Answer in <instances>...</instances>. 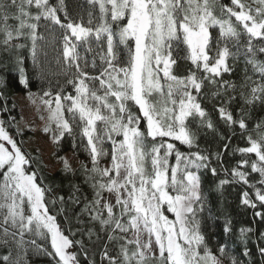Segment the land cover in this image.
Returning a JSON list of instances; mask_svg holds the SVG:
<instances>
[{"label": "snow or ice", "instance_id": "snow-or-ice-1", "mask_svg": "<svg viewBox=\"0 0 264 264\" xmlns=\"http://www.w3.org/2000/svg\"><path fill=\"white\" fill-rule=\"evenodd\" d=\"M87 3L91 8L85 21L80 13L70 15L65 0L56 4L50 0H0V44L4 51L18 53L27 46L21 41H31L35 64L37 41L44 39L38 32L41 24L50 33L59 31L62 44L57 62L62 63L74 94H63L61 89L44 103L48 106L50 124L55 125L54 141L65 133L73 134V125L87 139L92 160L90 171L100 179L93 177L96 198L86 210L103 231L111 233L108 241H124L119 245L118 256L109 255L105 245L102 260L108 264H223L225 246H219L220 256L214 254L197 220V212H202L204 205L197 172L203 168L209 169L213 176L218 175L217 169L210 166L211 154L201 151L185 154L163 138L178 141L189 149L199 147L187 120L199 117L202 126L214 128L211 119H205L208 113L197 96L205 80L225 90H235L234 84L216 79L231 71L230 58L235 61L243 57L253 73L259 75L256 80L246 73L242 87L248 91L240 93L244 103L264 105V59L259 58L264 54V0H251V4L246 0H230V4L221 0H87ZM59 13H63V18ZM211 29H217L215 36ZM181 45L185 47L180 49ZM176 49L187 53L182 58L190 60L195 71L189 70L185 76L174 73ZM23 64V57L17 54L19 83L27 88ZM198 72L204 75L197 76ZM44 96L53 94L45 91ZM218 112L230 126L238 124L241 135L246 137L247 146L234 151L242 157L255 156L243 158L231 170L232 179H221L219 186L242 182L254 189L256 200L264 205V190L255 188L247 179L248 173L240 170L249 165L251 172L259 173L258 182L264 184V120L250 130L243 117L234 119L223 106ZM51 130L45 128L46 132ZM149 138L155 143L149 145ZM106 141L112 145L110 154L103 147ZM224 147L227 150L228 145ZM107 155L111 167L100 168L98 158ZM173 155L174 165L169 159ZM216 156L219 159L220 153ZM30 163L0 122L2 243L11 240L17 249L31 245L55 264H81V254L86 264H96L84 243L71 238L75 233L69 229L66 235L50 214L42 181H37L35 171L26 168ZM104 191L115 194V204L102 203ZM241 203L256 208L247 191L242 193ZM116 208L119 215L114 211ZM165 211L175 219L170 220ZM254 215L264 220V212L255 211ZM229 223H225V233L230 231ZM130 230L134 233L132 240L126 236ZM240 231L243 236L252 229ZM116 232L124 235L116 236ZM142 233L148 235L143 243ZM26 236H39L50 248ZM88 236L91 240V230ZM130 244L135 245L131 250ZM258 250L264 256V247ZM243 254H249L246 247ZM10 256L11 253L2 257L5 264H20L19 260L11 261ZM229 260L230 264H241L234 257Z\"/></svg>", "mask_w": 264, "mask_h": 264}, {"label": "trees", "instance_id": "trees-1", "mask_svg": "<svg viewBox=\"0 0 264 264\" xmlns=\"http://www.w3.org/2000/svg\"><path fill=\"white\" fill-rule=\"evenodd\" d=\"M57 2L58 0H50L51 4ZM221 2L230 4V0H221ZM246 2L251 4V0H246ZM65 4L70 15L76 16L77 13H80L84 16L85 21L87 20V11L91 8L87 0H65ZM252 6L256 7L254 4ZM32 11L35 12L36 10L33 8ZM59 15L63 18V13H59ZM10 23L15 22L10 21ZM210 31L214 36L217 34V29H211ZM38 32L44 36V39L37 41V60L35 64L31 57V41H21L27 46L20 49L18 53L6 52L3 45L0 44V122L13 135L16 134L14 122L19 116L13 98L15 93L30 89L38 92L43 97H48L44 96V92L50 91L53 94L51 97H54L57 92L63 89V94H74L72 85L67 83V76L64 73L62 63L57 62L60 59L62 44L58 39L59 31L50 33L45 30L42 23ZM184 47L181 45L180 49ZM180 49L173 51V56L177 59L173 71L179 76H185L189 70L195 71V67L190 60L182 58L187 53ZM17 54L24 59L23 67L29 82L27 88L19 83L20 74L16 66ZM91 55L89 54V58H91ZM259 58L264 59V54H261ZM97 63H99L98 58ZM228 63L231 71L223 73L222 76L216 79L234 84L236 86L235 90L232 88L225 90L219 84H210L205 80L201 93L197 96L202 108L208 113L205 119L210 118L214 128L209 129L202 126L199 117H189L187 120L190 130L197 137L196 143L199 147L189 149L178 141H169L167 137L163 139L166 142L174 143L185 154L196 151H201L205 155L211 154L210 166L217 169L218 175L213 176L209 169L203 168L197 172L200 176L201 191L204 198L203 211L197 212V220L200 222V230L205 236L208 247L214 254L220 256L218 248L219 246H225L226 255L221 257L223 264H230L229 257L236 258L241 264H264V256L258 250L260 247H264V236L261 235V233H264V220L254 215L255 211L264 212V205L256 200L254 189L242 182H232L219 186L221 179H232L231 170L237 168L238 163L243 158L255 159V156L254 154H247L246 157H242L239 152L234 151L238 147L247 146L246 137L241 135L242 130L238 124L230 126L225 120L221 119L218 109L223 106L237 120L243 117L250 130L255 127L257 122L264 120V105L257 102L255 106H249L244 103L240 96L242 91H248L247 88L242 87L245 83L246 73L256 80H259V75L253 73L252 67L246 65L243 57L235 61L230 58ZM88 71L93 72L91 68ZM202 75H204L202 72L197 73V76ZM217 92L219 94H216ZM229 97L234 98L229 100ZM133 110H136L135 107ZM141 127H144L143 121H141ZM73 128V134L65 133L62 138L55 141V153L60 155L66 151H71L83 160L81 163L74 168L59 167L50 171L42 161L40 153L35 151L28 155L31 163L26 168L30 167L31 170L35 171L37 181H42L41 186L46 189L45 202L49 212L56 217L65 234L68 235L69 229H71V232L75 233L71 238L81 240L84 243L89 256L95 259L96 264H108L106 260H102L105 245H107L109 255L118 256L119 245L124 241H108L107 236L111 233L103 231L99 222L92 220L89 211L86 210V207H90L96 198V189L93 188V184L100 177L90 171L92 160L90 150L86 147L87 139L83 137L79 128L75 125H73ZM159 139L157 138L158 141ZM147 143L151 145L155 142L149 138ZM225 145H228L227 150L224 147ZM103 147L110 154L111 143L106 141ZM218 152L220 153L219 159L216 156ZM98 159L100 168H102L103 163L111 162L110 155ZM169 159L170 163L174 165L175 156L173 155ZM240 170L248 173L247 179L255 188L264 190V184L258 182L261 179L259 173L251 172L249 165L241 167ZM192 171L196 170L192 169ZM93 177H95V180ZM48 189L50 191H47ZM244 191H247L249 197L256 203L255 209L241 203ZM107 193V191L102 193L103 198ZM52 201H55V203H52ZM114 211L119 215V208L114 209ZM165 214L172 217L170 212L165 211ZM125 220H127V217H125ZM226 221L230 222V231L227 233L224 232ZM242 228H250L252 231L242 236L240 231ZM88 230L93 232L91 240L88 236ZM130 232L131 230L126 234L128 240H131ZM97 234L99 239H97ZM114 235L124 234L116 232ZM25 238H35L38 244L50 248V245L39 236H26ZM2 239L3 237L0 235V264H5L2 257L9 255V253H11L10 260H19L20 264H55L49 256L37 252L31 245L24 249H17L11 240L8 244H4ZM134 247L135 245H128L130 250ZM245 247L248 250V256L243 254ZM75 250L72 249V251ZM80 258L81 264H86L82 254Z\"/></svg>", "mask_w": 264, "mask_h": 264}, {"label": "rangeland", "instance_id": "rangeland-1", "mask_svg": "<svg viewBox=\"0 0 264 264\" xmlns=\"http://www.w3.org/2000/svg\"><path fill=\"white\" fill-rule=\"evenodd\" d=\"M13 98L19 111V116L14 122L16 134L13 135L5 130L15 140L27 158L31 153L35 151L39 152L42 161L50 171L59 167H65V162H67L68 168H74L83 161L71 151H66L60 155L55 153V141L53 139L55 125L50 124L48 106L44 103L45 100L52 99L53 97H43L38 92L28 89L15 93ZM46 127H50L52 130L46 132ZM106 167H111V162L102 164V168ZM103 202L115 204V194L107 193L104 196ZM168 218L170 220L175 219L173 214L172 217L169 216ZM130 233V239L132 240L134 239V233L133 231ZM147 239V233H142L141 242L143 243ZM153 247H155L154 244Z\"/></svg>", "mask_w": 264, "mask_h": 264}]
</instances>
